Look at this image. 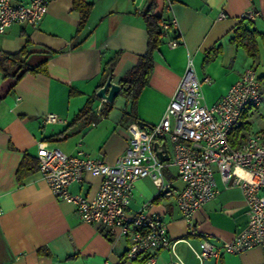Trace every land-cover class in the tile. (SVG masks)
Listing matches in <instances>:
<instances>
[{"label":"crops","instance_id":"crops-1","mask_svg":"<svg viewBox=\"0 0 264 264\" xmlns=\"http://www.w3.org/2000/svg\"><path fill=\"white\" fill-rule=\"evenodd\" d=\"M84 2L91 4V10L81 29L74 0H50L36 29L13 24L0 34V53H16L28 41L25 65L39 66L37 71L25 72L0 102V264H142V259L148 258L127 260L126 238L112 240L105 226L83 222L71 203L52 195L38 171V141L54 144L68 154L76 153L80 143L87 156L114 164L125 150L130 124L141 121L146 128L160 121L188 58L193 60L199 80L211 78L210 84L202 85L208 105L217 102L248 67L255 69L264 84V0ZM153 2L155 12L164 21L174 19L176 26L154 53L152 71L137 98L135 114H129L130 104L120 91L111 103L97 97L96 91L108 75L121 86V80L146 52L147 36L140 12ZM249 10L257 13L255 19L243 18ZM221 14L224 17L220 18ZM240 23L260 34L255 58L232 42ZM172 32L181 38L175 48L166 44ZM4 70L11 72L13 67L8 65ZM89 100L98 120L88 125L83 120L72 123ZM105 103L112 107L100 116ZM48 112L63 116L67 123L44 125L42 117ZM248 113L243 119L246 127L238 136H231L235 142L254 134L249 132ZM165 144L169 156L171 145ZM163 175L170 186L182 187L173 167L166 168ZM215 179L218 196L194 214L195 234L190 232L174 196L165 190L158 192L148 177L135 182L127 212L135 213L149 203L147 212L165 222L169 241L174 244V253L170 249L153 253L155 264H259L264 260V250L258 247L240 254L223 253L203 262L195 258L190 246L197 248L205 235L220 245L247 226L242 189L224 187L218 173ZM101 180L86 171L82 181L72 183L69 190L93 197Z\"/></svg>","mask_w":264,"mask_h":264},{"label":"built area","instance_id":"built-area-1","mask_svg":"<svg viewBox=\"0 0 264 264\" xmlns=\"http://www.w3.org/2000/svg\"><path fill=\"white\" fill-rule=\"evenodd\" d=\"M49 3L50 0L27 3L0 0V34L13 24L36 29ZM256 16L257 13L250 10L243 14L248 20ZM175 26L174 19L164 21L163 36ZM180 41V35L175 34L166 44L175 48ZM210 83L208 76L202 80L197 78L193 60L188 58L160 121L146 128L130 124L127 145L114 164L87 156L79 148L80 143L74 154L65 153L54 144L36 143L38 171L52 195L71 203L83 222L105 226L112 240L126 238L129 244L125 257L129 261L148 257L145 264H155L153 253L163 249L173 252L174 244L169 241L167 226L159 216L147 212L149 203H144L135 213L127 212L135 182L143 177L150 178L158 192L165 190L167 195L175 197L192 234H195L194 214L218 196L215 173L219 174L224 187L242 189L248 215L246 228L220 245L205 235L197 248L190 246L199 262L223 253L240 254L254 247L264 250V133L250 134L236 142L231 137L234 127L244 122L242 115L264 103V84L255 69L248 67L217 102L208 105L202 85ZM42 123L66 124L67 120L48 112L43 115ZM162 142L171 145L168 160L160 159L154 150V144ZM168 167L176 170L181 188L165 181L163 171ZM86 171L102 179L93 197L69 190L72 183L82 181ZM259 264H264V260Z\"/></svg>","mask_w":264,"mask_h":264},{"label":"trees","instance_id":"trees-1","mask_svg":"<svg viewBox=\"0 0 264 264\" xmlns=\"http://www.w3.org/2000/svg\"><path fill=\"white\" fill-rule=\"evenodd\" d=\"M74 8L78 10L80 14L78 29H81L90 13L91 4L84 2V0H74ZM155 10L156 5L153 2L140 12L147 36L146 52L140 56L137 64L132 67L126 76L121 80L122 88L120 90V94H122L130 104L131 110L129 114H135L137 98L141 90L144 86H146L152 71L154 53L158 50L164 39L161 28L164 18L162 15L157 14ZM172 33V36H175V32ZM259 35L260 34L255 30H249L243 23H240L234 31L232 42L238 47L243 48L249 57L255 58L258 54L256 38ZM28 46L29 42L26 41L24 46L16 53H0V72L2 73V79L0 81V102L11 92L25 72H34L39 69V66L31 68L25 65L26 56L28 55ZM49 52L52 53L54 51ZM209 52L210 51L207 52V55H209ZM114 62L115 58L109 61L110 67L113 66ZM8 65L13 67L11 72L4 70V67ZM91 105L92 100H89L86 105L74 116L72 123L83 120L85 121V124L88 125L97 121L99 116L92 111ZM111 107L112 104L105 103L99 113L100 116L106 115ZM125 114L128 115L127 113ZM244 114L241 119H244ZM245 127L246 123L242 121L239 125L234 127L231 135L235 137L238 136L240 131ZM145 261L146 258H143L142 264H144Z\"/></svg>","mask_w":264,"mask_h":264},{"label":"water","instance_id":"water-1","mask_svg":"<svg viewBox=\"0 0 264 264\" xmlns=\"http://www.w3.org/2000/svg\"><path fill=\"white\" fill-rule=\"evenodd\" d=\"M121 86L112 81L111 75H108L104 84L96 91V96L111 103L115 96L120 91ZM139 127L147 126L145 123L138 121ZM154 150L157 156L162 160H168L169 156L167 153V148L165 142L154 144Z\"/></svg>","mask_w":264,"mask_h":264},{"label":"rangeland","instance_id":"rangeland-1","mask_svg":"<svg viewBox=\"0 0 264 264\" xmlns=\"http://www.w3.org/2000/svg\"><path fill=\"white\" fill-rule=\"evenodd\" d=\"M248 112L249 132H261V128H264V103L257 109H249ZM245 135H247V132H243V136Z\"/></svg>","mask_w":264,"mask_h":264}]
</instances>
